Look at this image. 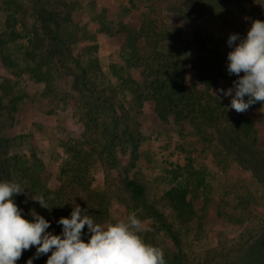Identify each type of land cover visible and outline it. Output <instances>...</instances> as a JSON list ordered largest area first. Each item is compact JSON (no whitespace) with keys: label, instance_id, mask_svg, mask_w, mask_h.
<instances>
[{"label":"trees","instance_id":"16d2710c","mask_svg":"<svg viewBox=\"0 0 264 264\" xmlns=\"http://www.w3.org/2000/svg\"><path fill=\"white\" fill-rule=\"evenodd\" d=\"M28 1L34 4L31 12L16 0L8 3L10 7L15 5L17 9L20 8L23 17L12 12L7 21L10 36L0 35V53L4 66L20 77L29 73L34 82L42 84V99L51 104L49 114H53L62 104L72 102L81 114L85 132L83 136L88 146H82L81 138L70 137L66 141L61 138V147L67 153V158L61 167L60 187L50 189L43 182L45 165L40 159L10 153L11 141L5 133L7 125L2 120L0 180L16 182L26 188L28 195H17L14 202L23 209L24 218L30 219L29 212L34 209L51 221L47 231L53 234L62 231V226L56 221L70 216L75 206V191L78 205L87 209L93 220L102 225L110 219V199L106 193L91 188L90 151H95L100 155V160L120 171L124 188L137 202L143 204L145 210L174 241L176 252L172 255L164 254L166 264H187L183 260L179 231L165 214L146 202L145 186L130 178L128 170L137 160L140 146L145 140L138 115L144 105L149 103L161 119L172 116L178 124L187 122L200 136L214 140L264 187V139L260 137L252 119L241 114L234 115L214 91L219 79H228L231 84L237 79L235 75L229 76L223 71L217 35L204 26H197L191 41H188L179 37L181 30L174 33L166 26L158 27V18L150 13L140 29L120 26L119 30L126 39V66L122 75L114 67L110 75L106 76L96 56L97 45L90 43L88 35L81 36L79 33L76 3L68 0ZM235 2L175 0V5L178 4L176 14L188 16L196 13L199 17L215 15L216 12L222 13L229 9ZM173 38L176 39L175 46L163 50L161 42ZM19 41H24L19 49L22 65L14 57L15 46ZM84 41L88 43L81 45ZM192 48L196 54L190 60L189 51ZM190 64L195 74L192 86L188 87L186 74ZM18 68H23V71H18ZM10 83V80H6L0 85V119L6 113L17 111L20 97L14 95L11 98L14 86ZM79 84L81 86L76 90ZM101 85L103 87L100 88ZM7 99L8 104L5 103ZM263 103L257 102L250 109L258 108ZM123 155L129 160L125 165L121 157ZM40 196L46 198L49 209L42 208L32 199ZM165 202L182 224L189 223L197 215L189 185L180 183L172 187L165 194ZM83 231L87 232V226ZM251 238L257 243L250 244V240L242 242V238L239 247H234L231 241L233 244L230 247L209 249L204 262L196 264H211L217 257L226 259L227 264H264V228ZM83 239L84 242L88 241L87 236ZM32 256L30 250H24L16 264H26ZM47 259H36L34 264H46Z\"/></svg>","mask_w":264,"mask_h":264},{"label":"rangeland","instance_id":"374dc122","mask_svg":"<svg viewBox=\"0 0 264 264\" xmlns=\"http://www.w3.org/2000/svg\"><path fill=\"white\" fill-rule=\"evenodd\" d=\"M16 1L31 12L34 5L32 2ZM68 1L77 4L75 14L79 33L81 36L88 35L90 43L97 45L96 56L106 76L110 75L114 67H117L122 75L126 66V39L119 30L120 26L140 29L150 13L158 18V27L166 26L174 33L181 30L179 37L188 41H191L197 26L214 31L218 37L220 63L225 73H228L227 54L232 50L227 45L229 35L238 33L243 37L251 27L252 21H264V0H236L235 4L224 12L206 14L203 17L196 13L179 16L176 14L178 4L175 5V0ZM10 2L12 0H0V35L4 34L6 37L10 36L7 22L10 14L15 11L18 17H23L21 9H17L15 5L10 7ZM179 37L175 36L178 40ZM175 38L162 41V49L166 51L173 48ZM23 42L19 41L15 46L14 57L18 58L20 65L23 62L19 49L22 48ZM87 43L88 41H84L81 45ZM195 54L196 50L190 49V60ZM187 69V86L191 87L195 73L191 64ZM17 70L23 71V68ZM133 73L137 76L136 72ZM30 77L29 73L17 76L12 69L6 68L0 53V85L10 80V84L14 86L11 98L14 95L20 97L17 111L4 114L0 121L4 120L7 125L5 133L11 141L10 153L40 159L45 165L43 182L50 189H57L61 184V167L67 158V153L61 147V138L63 137V141L70 137L81 138L82 146L87 147L83 136L84 124L80 112L72 102L62 104L53 114H49L51 104L42 99V84L34 82ZM114 82L117 84L116 80ZM80 86L79 84L75 89ZM231 86L228 79L221 78L215 85V94L234 115L241 114L252 119L260 137L264 139V103L258 108L236 112L229 107L231 98L221 96L218 91L221 88L227 90ZM8 102L7 99L5 103ZM138 116L145 140L140 146L137 160L128 170V175L145 186L146 202L165 214L177 232L179 231L184 252L183 260L187 264L203 263L209 249L230 247L233 243L234 247H239L242 238V242L250 240V244L257 243L252 241L251 237L264 228L262 183L226 154L214 140L200 136L189 123L178 124L172 116L161 119L149 103L144 105ZM90 154L91 188L106 193L110 199V219L102 226L126 221L129 215H135L141 221L143 230L140 235L146 243L161 248L167 255L176 252L174 241L160 223L124 188L120 171L110 163L100 160L97 152L90 151ZM121 157L125 165L129 161L128 157ZM180 183L189 185L196 205L197 215L187 224H182L165 202L166 192ZM76 193L77 191L74 192L73 201L78 204ZM29 250L34 254L36 249L32 247ZM50 255L51 253L42 255L39 259L48 258ZM225 263L226 259L220 257L211 262Z\"/></svg>","mask_w":264,"mask_h":264},{"label":"clouds","instance_id":"9594fccd","mask_svg":"<svg viewBox=\"0 0 264 264\" xmlns=\"http://www.w3.org/2000/svg\"><path fill=\"white\" fill-rule=\"evenodd\" d=\"M227 45L232 49L227 54V72L237 79L227 90L218 91L231 98V109L242 113L264 102V21H252L243 37L230 34ZM25 189L19 183L0 180V264H16L22 252L32 247L35 253L26 264H34L48 253L46 264H166L163 250L142 239V224L135 215L104 227L87 209L75 204L69 217L56 221L62 226L61 233L53 234L47 231L51 221L34 209L29 212L30 219L24 218L23 209L14 202L15 196L28 195ZM32 199L49 209L44 196Z\"/></svg>","mask_w":264,"mask_h":264}]
</instances>
